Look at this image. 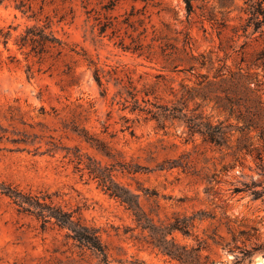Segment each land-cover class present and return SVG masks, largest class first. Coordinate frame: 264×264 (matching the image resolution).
Segmentation results:
<instances>
[{
  "label": "rangeland",
  "instance_id": "rangeland-1",
  "mask_svg": "<svg viewBox=\"0 0 264 264\" xmlns=\"http://www.w3.org/2000/svg\"><path fill=\"white\" fill-rule=\"evenodd\" d=\"M245 1L192 0L188 15L185 0H0V264H264V36L244 33ZM98 14L119 31L100 36ZM35 25L64 43L60 57L19 49ZM129 35L145 55L121 48ZM206 124L226 129L225 145L205 141ZM79 158L113 168L157 228L189 220L190 235L166 236L182 259L76 170ZM9 192L98 229L107 262Z\"/></svg>",
  "mask_w": 264,
  "mask_h": 264
},
{
  "label": "trees",
  "instance_id": "trees-1",
  "mask_svg": "<svg viewBox=\"0 0 264 264\" xmlns=\"http://www.w3.org/2000/svg\"><path fill=\"white\" fill-rule=\"evenodd\" d=\"M134 1L137 2L138 0ZM185 3L187 13L188 15H191L194 12L192 0H185ZM245 6V13L248 18L246 25L244 26V33H247L248 30L252 28V34L259 33L260 36H264V0H246ZM94 18L100 36H106L109 30H112L113 33L119 31L118 24H114L112 20L107 19L105 22L100 18V14L96 15ZM9 36V33H5L3 30H0V44L6 46ZM129 38L132 40L130 45H126V43H124V39H120L121 48L124 51L136 53L139 56L145 55V47L141 43L140 39H134L132 35H129ZM18 46L20 50L29 49L28 55H33L39 60H43L48 55L51 57L54 55H56V57H60L64 51V43L50 30V26L42 28L35 25L29 27L20 37ZM262 59H264V50L258 56V60ZM95 78L101 86L102 84L99 71H96ZM130 95L135 101L132 111L139 110L140 106L137 105L138 100L135 99L136 94L130 93ZM167 117H169V115ZM252 127V123H245V126L241 129V131L243 132L247 129H251ZM199 132L204 136L206 142L217 146H223L227 141L226 129L221 125L213 127L206 124L203 126V130L200 129ZM258 136L261 139H264V129H260ZM86 141L91 143L92 146H95L100 152L106 154L103 144L94 145L91 139L87 137ZM251 147L252 145L248 143V138H246L240 146L241 150H250ZM82 166L84 167L81 168ZM76 170L79 172L86 170L89 176L98 182L99 187H101L111 197L119 200L123 205H125L126 208L133 214L137 224L143 229L149 230L153 237L156 238L158 242L157 246L161 248L163 252L169 256L182 259V256L171 248L169 242L166 240V236L174 231H180L185 235H190L191 225L189 220L185 219L181 221L177 218L169 227L159 229L151 223V220L142 210L138 197L114 181L113 168L102 167L100 164L93 162L91 159H89V163H86L82 158H79ZM214 177L216 176L214 175L213 178ZM257 186L258 185L253 183L251 186H247V188L253 189L254 194L259 196V191L255 190ZM208 191L209 190L207 189L206 192ZM242 191L243 189L236 188L234 193ZM8 195L13 198L14 203L19 206V211H28L29 213L36 215L42 221L43 227H45L50 220L54 219L57 226L69 231L68 238L78 243L79 247L87 248L93 251L102 257L103 262H107L106 247L101 240L100 231L98 229L86 226L82 224L80 220H75L73 213L65 212L61 208L48 206L47 203L41 202L40 197H25L13 192H9ZM251 231L256 232L257 229L252 228ZM245 233L246 231L241 232V234ZM228 246L229 244H227L226 247Z\"/></svg>",
  "mask_w": 264,
  "mask_h": 264
}]
</instances>
